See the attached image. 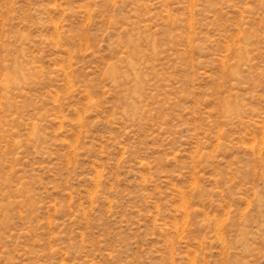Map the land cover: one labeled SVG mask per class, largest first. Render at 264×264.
<instances>
[{
  "label": "rangeland",
  "instance_id": "obj_1",
  "mask_svg": "<svg viewBox=\"0 0 264 264\" xmlns=\"http://www.w3.org/2000/svg\"><path fill=\"white\" fill-rule=\"evenodd\" d=\"M0 264H264V0H0Z\"/></svg>",
  "mask_w": 264,
  "mask_h": 264
}]
</instances>
